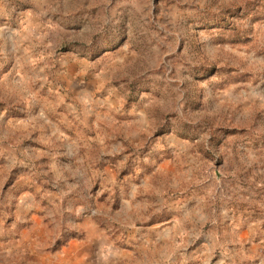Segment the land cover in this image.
I'll use <instances>...</instances> for the list:
<instances>
[{
    "label": "rangeland",
    "instance_id": "1",
    "mask_svg": "<svg viewBox=\"0 0 264 264\" xmlns=\"http://www.w3.org/2000/svg\"><path fill=\"white\" fill-rule=\"evenodd\" d=\"M0 264H264V0H0Z\"/></svg>",
    "mask_w": 264,
    "mask_h": 264
}]
</instances>
